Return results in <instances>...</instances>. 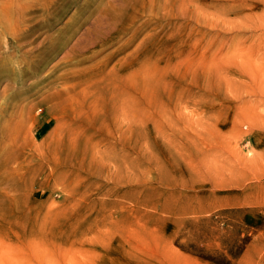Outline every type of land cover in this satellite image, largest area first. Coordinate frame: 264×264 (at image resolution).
<instances>
[{
	"label": "rangeland",
	"instance_id": "374dc122",
	"mask_svg": "<svg viewBox=\"0 0 264 264\" xmlns=\"http://www.w3.org/2000/svg\"><path fill=\"white\" fill-rule=\"evenodd\" d=\"M0 12V264H264V0Z\"/></svg>",
	"mask_w": 264,
	"mask_h": 264
},
{
	"label": "bare ground",
	"instance_id": "6f19581e",
	"mask_svg": "<svg viewBox=\"0 0 264 264\" xmlns=\"http://www.w3.org/2000/svg\"><path fill=\"white\" fill-rule=\"evenodd\" d=\"M2 13V12H0ZM2 15V14H1ZM2 17V16H1ZM57 46L55 45V49L53 51H51L47 57L49 58H53L55 56V54L57 53V51L64 47L69 40L64 38H60L59 40H57ZM70 61V60H69ZM73 61V60H72ZM74 62V61H73ZM46 66V65H44ZM74 77L70 74L65 75L63 77L60 78V80L64 81L67 85L66 88H64L63 90H61L59 93H56L55 95H53V97L51 98L52 100H57L59 98L62 99V97H66V99L68 100H78V94L76 93V89L78 88L77 85L73 84L74 82ZM47 81V79H45V82ZM58 81V80H56ZM63 100V99H62ZM71 102H68V105H70ZM59 106H62V103L55 105V107L58 109L60 108ZM16 109H18V107H16ZM61 109V108H60ZM35 112V111H33ZM20 113V112H19ZM15 114V112L13 113H2L1 116L4 120H6V124L4 126V130H2V133H4L1 137L2 140H4V147L2 145H0V157L8 150V148H10L11 146V152L13 151V147H15L16 143L18 142V132L22 130V128L27 126V121L31 120V118H33L31 116V112L29 113L30 116L28 117V120L24 117L25 115L21 116L20 118L17 117ZM35 115V114H33ZM60 117V116H59ZM59 121V120H58ZM32 122V121H31ZM33 127V126H32ZM37 130V129H36ZM59 131H62L61 128H59ZM26 133V132H25ZM47 154V152L44 153V157ZM14 153L11 154V156L5 160V163H9L12 164L14 161ZM51 157V156H50ZM44 160V159H43ZM28 166V165H27ZM31 166V165H30ZM15 169V168H14ZM16 171V170H15ZM13 171V173L15 172ZM12 173V172H11ZM10 173V174H11ZM17 173V172H16ZM8 174V175H10ZM54 174V173H53ZM38 185V184H37ZM39 188V187H38ZM36 189V188H35Z\"/></svg>",
	"mask_w": 264,
	"mask_h": 264
}]
</instances>
